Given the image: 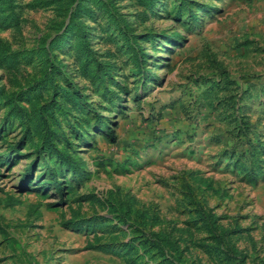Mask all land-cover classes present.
I'll return each instance as SVG.
<instances>
[{
    "label": "rangeland",
    "instance_id": "obj_1",
    "mask_svg": "<svg viewBox=\"0 0 264 264\" xmlns=\"http://www.w3.org/2000/svg\"><path fill=\"white\" fill-rule=\"evenodd\" d=\"M0 264H264V0H0Z\"/></svg>",
    "mask_w": 264,
    "mask_h": 264
}]
</instances>
